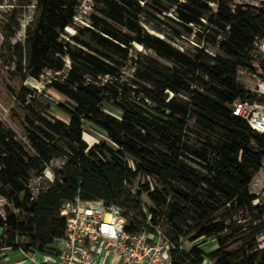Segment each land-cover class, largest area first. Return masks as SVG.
I'll return each instance as SVG.
<instances>
[{
	"label": "trees",
	"instance_id": "obj_1",
	"mask_svg": "<svg viewBox=\"0 0 264 264\" xmlns=\"http://www.w3.org/2000/svg\"><path fill=\"white\" fill-rule=\"evenodd\" d=\"M152 1L163 6L159 12L172 9L181 24H203V20L214 24L222 32L218 46L230 57L199 47L179 49L147 31L139 16ZM165 1L171 5L159 0H95L97 12L90 15L88 25L75 27L78 0H35L39 12L34 26H27L26 47L20 41L12 44L11 58L17 56L13 72L22 81L38 79L45 70L61 73L46 85L73 105L57 101L67 120L50 117V105L41 104L24 87L23 102H27L26 94L31 96L24 121L33 156L15 139L14 131L0 128V195L24 215L21 219L8 211L0 216L9 248L52 251L65 225L61 203L79 195L122 206L129 229L147 225L134 215L142 219L149 215L150 224L159 225L172 240L186 238L191 246L173 254L175 264H201L204 240L223 243L219 234L226 223L215 220L216 211L246 209L257 223L243 243L251 252L243 255L241 264H264V248L257 249L255 242L264 232V200L252 204L257 196L249 188L260 169L264 135L232 113L235 99H256L237 81V73L254 69L252 51L257 49L255 42L264 38V0L260 7L237 5L234 9L227 0ZM211 3L216 5L214 11ZM10 4L3 14L6 22L11 21L8 37L19 27ZM69 26L74 27L73 34L65 30ZM259 55V71L264 74V58ZM128 64L132 71L125 74ZM104 101L116 104L121 117L105 113ZM189 117L218 130L223 139L192 147L186 133ZM84 121L105 131L115 147L104 141L89 146L83 138ZM59 156L65 159L63 166L34 196L27 186L29 170L41 173ZM142 174L154 178L157 185L146 181L133 193L130 187ZM142 193L151 204L148 208L140 200ZM186 206L208 225L183 229L181 224L189 220ZM162 220L168 225H160ZM18 235L26 240L16 239ZM205 254L213 264H236L221 246Z\"/></svg>",
	"mask_w": 264,
	"mask_h": 264
},
{
	"label": "rangeland",
	"instance_id": "obj_2",
	"mask_svg": "<svg viewBox=\"0 0 264 264\" xmlns=\"http://www.w3.org/2000/svg\"><path fill=\"white\" fill-rule=\"evenodd\" d=\"M27 1L28 0H4L3 4L0 5V128L11 129L14 131L15 139L23 145L29 155L33 156L35 153L29 145L24 121V117L28 112L26 103L31 96L30 94H26L25 99L27 102H23L24 87L30 89L32 94L36 95L37 100L41 104L50 105L47 110L50 117L67 120L66 115L57 108L56 102L61 101L67 106L73 105V102L66 96L46 85L54 76H62L61 73L45 70L38 79L27 77L22 81L19 75L13 72L16 67L14 57L17 58V56L13 55V58H11V55L14 54L12 44L16 41H20L24 48L26 47L24 40L26 37L27 26L30 28L34 26V22L39 12L35 7V0H31L30 4H26ZM159 1L166 6L171 5L168 1ZM227 1L233 9L236 8L237 5L262 6V0ZM10 3H13L14 5L15 13L13 17L14 19H18L19 27L12 36L8 37L11 21L6 22L3 18V14L6 10L12 7ZM95 7V0H78L76 16L74 17L73 22L75 27L88 25L90 15L97 12ZM162 7L163 6L156 4L154 1L148 2L147 6H145V10L139 18L141 24L147 31L163 37L179 49H193V47H199L213 54H219L227 58L230 57L227 52L218 46V41L222 36V32L218 30L214 24L208 25L203 20V24L184 25L173 16L172 9L159 12ZM215 7L216 5L211 3L212 11L215 10ZM65 30L68 34H73L75 32V29L72 26L67 27ZM135 49L156 58L163 64H169L168 61L158 57L148 49H138L136 46ZM252 58L253 71L242 70L237 73V81L242 84L245 90L249 91L250 94L254 93L251 88L255 86L259 80L264 79V74L259 71L258 62L260 60V55L256 48L252 51ZM131 71L132 70L128 64L124 68V72L125 74H130ZM102 110L113 117H121V110L112 102L104 101L102 104ZM187 122L188 128L186 133L190 137L188 143L194 148H197L199 143L205 141L216 142L223 139L222 134L218 130L206 127L193 117H189ZM83 130V138L89 146L99 141H104L108 145L115 147L105 131L99 127L84 121ZM126 159L129 165L134 167L132 158L126 156ZM64 162L65 159L59 156L51 159L41 173H36L32 169L29 170L27 186L31 189L34 196L37 195L38 191L44 190L52 182L55 173L61 169ZM190 164L198 171L202 172V169H200L195 163L191 162ZM256 178H264V172L258 170L253 175L251 181H255ZM146 181H148L152 187L157 185L154 178L142 174L133 181V184L130 187L131 191L135 193ZM250 190L253 189L250 187ZM140 200L144 203L146 208L151 206L145 193L141 194ZM185 208L189 220L185 224H181L183 229L193 228L192 230H195L208 225L206 222L198 219L196 213L189 206H186ZM8 211H13L21 219L24 216L19 209L12 206L7 197L0 195V216H5ZM214 217H216L215 220L224 219L226 223V228L219 234L223 238V243L221 244L217 239L215 241L214 238H210L204 240L201 247L209 252L221 246L223 247V251L231 255L236 264H241L243 255H247V253L251 252V250H247V244L243 243L249 240L251 233H253V226L257 223L252 219L253 213L243 208L230 207L219 209L214 213ZM159 224L168 225L165 220L160 221ZM7 237L8 236L4 233V230L0 228V263L2 264H12L20 260V255L15 254L16 250L7 246ZM16 239L20 241L26 240L23 235H18ZM200 241L201 240L198 242ZM255 242L257 244L256 237Z\"/></svg>",
	"mask_w": 264,
	"mask_h": 264
},
{
	"label": "built area",
	"instance_id": "obj_3",
	"mask_svg": "<svg viewBox=\"0 0 264 264\" xmlns=\"http://www.w3.org/2000/svg\"><path fill=\"white\" fill-rule=\"evenodd\" d=\"M264 58V38L255 42ZM256 99L237 98L232 113L242 117L251 129L264 135V79L251 88ZM264 172V154L260 161ZM257 196L252 204L264 200V178L251 181ZM60 215L65 219L63 234L53 241L52 251H15L20 260L12 264H175L174 253L188 250L191 243L184 237L172 240L159 225H151L149 215L142 219L147 225L129 229L124 208L102 199H81L76 195L61 203ZM257 249L264 248V232L257 236ZM201 264H212L203 247Z\"/></svg>",
	"mask_w": 264,
	"mask_h": 264
},
{
	"label": "crops",
	"instance_id": "obj_4",
	"mask_svg": "<svg viewBox=\"0 0 264 264\" xmlns=\"http://www.w3.org/2000/svg\"><path fill=\"white\" fill-rule=\"evenodd\" d=\"M2 264V263H1Z\"/></svg>",
	"mask_w": 264,
	"mask_h": 264
}]
</instances>
